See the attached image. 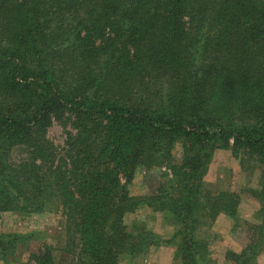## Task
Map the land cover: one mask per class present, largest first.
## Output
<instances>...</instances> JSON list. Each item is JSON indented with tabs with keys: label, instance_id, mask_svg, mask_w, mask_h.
Returning <instances> with one entry per match:
<instances>
[{
	"label": "trees",
	"instance_id": "trees-1",
	"mask_svg": "<svg viewBox=\"0 0 264 264\" xmlns=\"http://www.w3.org/2000/svg\"><path fill=\"white\" fill-rule=\"evenodd\" d=\"M54 121L71 127L61 150ZM215 148L261 168L264 217V0H0V216L59 209L68 264L155 244L123 222L140 203L177 226L174 258L210 264L200 230L239 202L203 179ZM154 167L156 192L131 196ZM247 234L233 264H256L264 218ZM29 258L57 264L47 243Z\"/></svg>",
	"mask_w": 264,
	"mask_h": 264
},
{
	"label": "rangeland",
	"instance_id": "rangeland-1",
	"mask_svg": "<svg viewBox=\"0 0 264 264\" xmlns=\"http://www.w3.org/2000/svg\"><path fill=\"white\" fill-rule=\"evenodd\" d=\"M69 131L71 127L68 122L63 125L54 121L47 130V137L61 150ZM171 153L176 162H181L180 141L172 144ZM162 171L168 170L164 167L149 170L139 168L126 186L129 194L142 199L155 193ZM203 179L215 190L234 192L239 196L235 216L220 213L209 230H200V236L209 243L210 264H233L225 255L229 251L238 254L249 242L248 225L260 224L264 218L260 212L259 200L253 196V191L259 189L261 168L250 159L240 166L230 149L215 148ZM122 181L124 182L123 179ZM123 222L127 231L134 236L143 229L151 232L155 244L144 251L122 255L118 264H181L179 259L174 258L173 244L166 243L177 226L169 221L164 212L140 203L133 212L125 214ZM0 237L5 246L0 248V264H35L29 254L36 251L41 243L53 247L57 264H68L71 259V255L65 250L64 216L59 209L34 213L4 212L0 216ZM255 259L256 264H264V248L261 247Z\"/></svg>",
	"mask_w": 264,
	"mask_h": 264
}]
</instances>
